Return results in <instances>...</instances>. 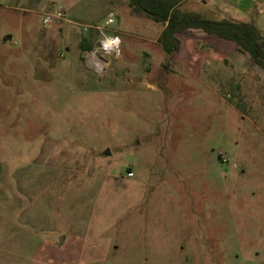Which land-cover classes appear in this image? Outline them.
<instances>
[{
    "label": "rangeland",
    "instance_id": "obj_1",
    "mask_svg": "<svg viewBox=\"0 0 264 264\" xmlns=\"http://www.w3.org/2000/svg\"><path fill=\"white\" fill-rule=\"evenodd\" d=\"M59 1L43 26L52 0H0V264H264V68L199 29L167 54L129 0Z\"/></svg>",
    "mask_w": 264,
    "mask_h": 264
},
{
    "label": "trees",
    "instance_id": "obj_2",
    "mask_svg": "<svg viewBox=\"0 0 264 264\" xmlns=\"http://www.w3.org/2000/svg\"><path fill=\"white\" fill-rule=\"evenodd\" d=\"M181 3L182 0H129L134 10L164 25L158 41L167 54L180 50V33L199 29L210 36L234 43L238 50L248 53L254 63L264 68V34L255 23L228 17L209 18L200 12L182 9ZM95 44L93 35H83L80 48L90 51Z\"/></svg>",
    "mask_w": 264,
    "mask_h": 264
},
{
    "label": "built area",
    "instance_id": "obj_3",
    "mask_svg": "<svg viewBox=\"0 0 264 264\" xmlns=\"http://www.w3.org/2000/svg\"><path fill=\"white\" fill-rule=\"evenodd\" d=\"M52 6L47 10H44L41 13V23L43 26H49L56 21L64 20L65 19V10L63 5L60 3L59 0H52ZM115 21V15L113 12H110L105 21V26H110ZM120 47H121V39L119 35H105L104 39L101 41L100 50L111 53V54H120ZM223 160L228 162L227 157H224ZM129 177L134 176V172L130 171L128 173Z\"/></svg>",
    "mask_w": 264,
    "mask_h": 264
},
{
    "label": "crops",
    "instance_id": "obj_4",
    "mask_svg": "<svg viewBox=\"0 0 264 264\" xmlns=\"http://www.w3.org/2000/svg\"><path fill=\"white\" fill-rule=\"evenodd\" d=\"M253 10H254V5L252 2L250 1L248 2L247 0H239V1H236L233 9H230L229 7L217 8L216 12L218 15H220L219 16L220 18H223V17L230 18L229 15L227 14V12L230 11L232 14V19L236 21H240V22H243V21L249 22L248 19H249V16H251ZM256 24L260 28L261 32L264 34V19H260V21L256 22Z\"/></svg>",
    "mask_w": 264,
    "mask_h": 264
},
{
    "label": "water",
    "instance_id": "obj_5",
    "mask_svg": "<svg viewBox=\"0 0 264 264\" xmlns=\"http://www.w3.org/2000/svg\"><path fill=\"white\" fill-rule=\"evenodd\" d=\"M136 11V10H135ZM108 152V151H107ZM60 241H62V237H60Z\"/></svg>",
    "mask_w": 264,
    "mask_h": 264
}]
</instances>
